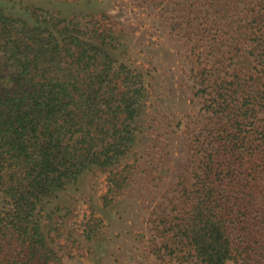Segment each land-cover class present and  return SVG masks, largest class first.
Returning <instances> with one entry per match:
<instances>
[{
    "label": "trees",
    "instance_id": "obj_1",
    "mask_svg": "<svg viewBox=\"0 0 264 264\" xmlns=\"http://www.w3.org/2000/svg\"><path fill=\"white\" fill-rule=\"evenodd\" d=\"M37 18L43 23L31 25L0 9V238L22 242L0 264H49L39 205L91 168H112L126 157L146 96L143 75L118 65L106 37L103 48L83 38L75 21ZM257 31L248 36L258 78L225 79L208 94L212 116L223 124L218 146L215 130L207 144L189 209L170 227L167 249L183 262L248 264L256 257L264 264V165H254L260 145L245 137L264 103V33ZM240 175L251 181L234 190ZM256 243L255 256L245 254Z\"/></svg>",
    "mask_w": 264,
    "mask_h": 264
},
{
    "label": "rangeland",
    "instance_id": "obj_2",
    "mask_svg": "<svg viewBox=\"0 0 264 264\" xmlns=\"http://www.w3.org/2000/svg\"><path fill=\"white\" fill-rule=\"evenodd\" d=\"M0 9L31 25L43 23L40 14L62 25L75 21L83 38L103 48L106 37L105 49L118 65L141 73L146 87L126 157L112 168H91L39 205L49 264H195L169 253L170 227L190 207L214 130L218 146L223 123L212 116V86L259 76L248 34L264 33V0H0ZM262 106L245 133L253 148L260 145L258 166L264 165ZM254 165L247 164L248 174ZM249 181L240 175L232 187ZM4 207L0 199V213ZM21 245L0 238V259ZM259 246L245 254L255 256ZM238 260L228 264H243ZM248 261L258 264L256 257Z\"/></svg>",
    "mask_w": 264,
    "mask_h": 264
}]
</instances>
